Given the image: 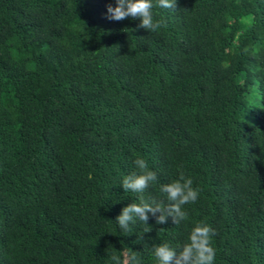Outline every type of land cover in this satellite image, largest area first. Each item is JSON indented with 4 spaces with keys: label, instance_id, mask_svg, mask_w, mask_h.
Returning a JSON list of instances; mask_svg holds the SVG:
<instances>
[{
    "label": "trees",
    "instance_id": "16d2710c",
    "mask_svg": "<svg viewBox=\"0 0 264 264\" xmlns=\"http://www.w3.org/2000/svg\"><path fill=\"white\" fill-rule=\"evenodd\" d=\"M109 3L0 0V264H157L198 221L214 264H264V0H177L156 32ZM137 157L157 181L125 192ZM181 171L187 220L123 233L122 208L166 204Z\"/></svg>",
    "mask_w": 264,
    "mask_h": 264
},
{
    "label": "clouds",
    "instance_id": "9594fccd",
    "mask_svg": "<svg viewBox=\"0 0 264 264\" xmlns=\"http://www.w3.org/2000/svg\"><path fill=\"white\" fill-rule=\"evenodd\" d=\"M154 8L177 9V0H115V6L107 5V18L111 20L139 19V27L156 32L167 27L164 19L154 18ZM136 171L127 174L122 179L125 192L143 193L157 181V174L150 170L145 159L137 157L134 160ZM160 192L165 194L167 203L145 200L143 195L137 197L138 202L124 206L115 221L125 234L132 232V225L137 221L147 224L151 213L157 224H164L171 217L174 224L187 220L188 214L183 206L194 203L199 198V189L193 187V180L182 171L179 176L160 186ZM149 230H146V232ZM214 229L205 221L195 222L187 242L173 248L168 243L153 246V254L157 264H214L215 249L212 246ZM121 254L113 253V264H141L137 251L120 250Z\"/></svg>",
    "mask_w": 264,
    "mask_h": 264
}]
</instances>
